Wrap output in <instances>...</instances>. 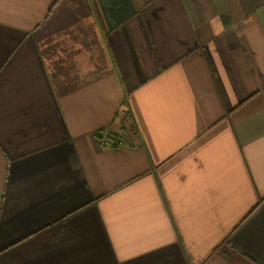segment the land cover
Here are the masks:
<instances>
[{
	"label": "crops",
	"instance_id": "1",
	"mask_svg": "<svg viewBox=\"0 0 264 264\" xmlns=\"http://www.w3.org/2000/svg\"><path fill=\"white\" fill-rule=\"evenodd\" d=\"M0 264H264V0H0Z\"/></svg>",
	"mask_w": 264,
	"mask_h": 264
}]
</instances>
